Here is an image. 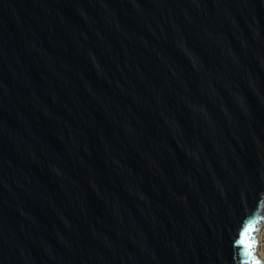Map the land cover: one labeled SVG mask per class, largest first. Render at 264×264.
<instances>
[{"label": "water", "instance_id": "obj_1", "mask_svg": "<svg viewBox=\"0 0 264 264\" xmlns=\"http://www.w3.org/2000/svg\"><path fill=\"white\" fill-rule=\"evenodd\" d=\"M261 222L264 0H0V264H263Z\"/></svg>", "mask_w": 264, "mask_h": 264}, {"label": "built area", "instance_id": "obj_2", "mask_svg": "<svg viewBox=\"0 0 264 264\" xmlns=\"http://www.w3.org/2000/svg\"><path fill=\"white\" fill-rule=\"evenodd\" d=\"M257 252L258 257L264 264V222H261L257 229Z\"/></svg>", "mask_w": 264, "mask_h": 264}, {"label": "snow or ice", "instance_id": "obj_3", "mask_svg": "<svg viewBox=\"0 0 264 264\" xmlns=\"http://www.w3.org/2000/svg\"><path fill=\"white\" fill-rule=\"evenodd\" d=\"M241 235L243 236L244 233L242 232ZM237 243H243V240L237 241ZM257 264H258V262H257Z\"/></svg>", "mask_w": 264, "mask_h": 264}, {"label": "bare ground", "instance_id": "obj_4", "mask_svg": "<svg viewBox=\"0 0 264 264\" xmlns=\"http://www.w3.org/2000/svg\"><path fill=\"white\" fill-rule=\"evenodd\" d=\"M257 255H258V252H257Z\"/></svg>", "mask_w": 264, "mask_h": 264}]
</instances>
